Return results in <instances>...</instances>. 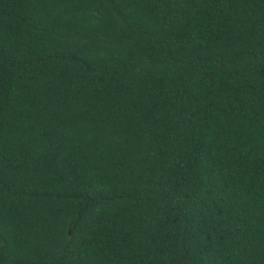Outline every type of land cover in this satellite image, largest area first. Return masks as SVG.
I'll list each match as a JSON object with an SVG mask.
<instances>
[{
	"label": "trees",
	"instance_id": "1",
	"mask_svg": "<svg viewBox=\"0 0 264 264\" xmlns=\"http://www.w3.org/2000/svg\"><path fill=\"white\" fill-rule=\"evenodd\" d=\"M0 264H264V0H0Z\"/></svg>",
	"mask_w": 264,
	"mask_h": 264
}]
</instances>
